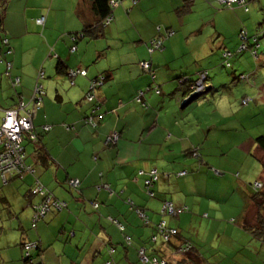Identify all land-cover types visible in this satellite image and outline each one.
Listing matches in <instances>:
<instances>
[{
	"label": "crops",
	"instance_id": "0c3cea01",
	"mask_svg": "<svg viewBox=\"0 0 264 264\" xmlns=\"http://www.w3.org/2000/svg\"><path fill=\"white\" fill-rule=\"evenodd\" d=\"M193 1L137 0L132 4L122 0L111 22L98 27L96 37L88 29L86 37L73 43L74 33L96 25L99 17L92 0H4L0 9V120L4 108L18 99L27 102L42 69L44 95L33 124L49 160L43 165L28 144L25 161L34 166L36 179L64 200L66 207L47 213L31 229V204L39 198L26 196V191L35 182L34 175L12 179L4 186L0 182V196L6 198L0 201V264H22L20 244L27 240L39 242L43 264H103L108 246L114 248L115 264H143L136 256L137 246H143L148 255L167 258L170 264H208L203 249L221 247L222 251L217 248L218 264H241L248 245L240 244L239 230L232 223L245 230L247 215L253 224L252 182L242 176L252 167L257 177V160L248 151L253 149L259 158L258 147L253 139L247 147L246 135L236 130L239 122L233 118L234 111L227 100L220 103L215 93L209 97L216 106L205 96L180 107L190 82L198 79L199 72H208L212 50L223 44L211 37L198 40L190 31L191 19L186 14L190 11L182 13L180 7L188 4L190 8ZM39 16H44L42 25L35 21ZM157 25L174 31L151 56L156 81L164 90L145 92L142 105L134 101V95L151 81L138 61L149 58L146 42L156 35ZM262 55L264 51L258 60H264ZM75 67L85 68L86 75L75 77L70 85L65 73ZM101 73L105 82L98 98L103 117L91 128L82 121L90 111L84 94L88 79ZM15 77L19 81L13 85ZM211 78L208 73L209 90L214 84ZM259 113L264 116V110ZM44 125L50 128L43 132ZM112 129L120 132V138L114 146H104V134ZM194 149L198 155L192 154ZM152 168L159 178L153 184L154 196L148 197L144 175L138 173ZM238 169L240 177H235L232 173ZM69 178L78 179L79 186H69ZM258 181L264 183V166ZM233 185L247 197L244 209L234 204L233 196L231 203L226 197ZM164 201L183 211L160 215ZM134 205L143 210L146 220ZM160 219L179 231L170 243L149 240ZM124 234L131 237L130 245H125ZM230 236H234L232 243ZM184 239L193 248L176 255L173 246Z\"/></svg>",
	"mask_w": 264,
	"mask_h": 264
},
{
	"label": "trees",
	"instance_id": "16d2710c",
	"mask_svg": "<svg viewBox=\"0 0 264 264\" xmlns=\"http://www.w3.org/2000/svg\"><path fill=\"white\" fill-rule=\"evenodd\" d=\"M109 1L110 0H92V9L95 12V14L98 15V17H99L98 20L96 21V25L94 28H92V25H91V27H86L83 31H80V32H83L81 36L77 35L76 34L77 32L74 33L73 36L71 37V40L73 43H75V41L78 38L81 39L82 37H86L85 32L88 29H91L90 31H92V35L96 37L100 33L98 27L105 26L111 22V20L113 18V10L122 3V0H118L116 5H114V6H111L109 4ZM239 1H241V2L234 1V2H231L229 5L237 3V6L242 7L244 10H247V7L245 5V1L244 0H239ZM3 2H4V0H0V4H1L0 9L3 6ZM136 2H137V0H131L132 4H135ZM222 5H226V4L222 3ZM188 9H189L188 4L187 5L185 4V5L180 7V12L186 13L189 11ZM38 18H42L44 20V16H39ZM38 18H36L35 21ZM43 22L44 21H42V22L36 21V23L39 25H42ZM173 33H174L173 29L157 25L156 26V35L151 37L146 42V51L149 54V58L139 60L138 65L141 69V72L147 74L149 77V80L151 82L145 88L137 90V92L133 98L135 102L140 103L142 105H145V102L143 100V95L147 91H153V93H155V94L163 93L164 89L156 81V74H155V70L153 68L151 56L154 52L160 51L162 49L164 38L170 34H173ZM241 33L242 32H240V36H241ZM243 35H246V34L243 33ZM246 39H247V37H246ZM2 41H3V38L1 39V42ZM156 42H160L159 47H154ZM242 42H244L245 48L242 50H239V47L242 44ZM249 48H250L251 54H255V55L257 54L259 56V54L262 53L261 50L258 53V50L260 48V43H259V37L257 35L253 36V40H251L250 43H249V41H247V43H246L245 40L241 41L240 44L235 48V50L233 52L237 53L239 51H243V50H246ZM261 48H263V47L261 46ZM226 52H229L230 55L225 56ZM233 52H231V51H223L222 52V58H223V61L225 60V66L226 67L229 64L227 59H228V57L232 56ZM142 62H148L149 63V66L147 69H144L140 66V64ZM70 69H76V67L70 68ZM82 69H85V68H82ZM4 74L8 75V76L10 75L7 70H4ZM65 74L69 80L70 85H72L74 83L75 77L86 75V70H85V74H75V75L70 76L67 71ZM198 74H199L198 78L202 75L204 78L203 80H205L208 76V72L206 70H203V71L199 72ZM43 77H41V78H43ZM40 79H39V81H40ZM12 81H13V79L11 80V82ZM176 81L179 82V80H177V79H176ZM104 82H105V76L102 73L96 75L95 77L88 79V86H87V90L84 94V99L86 102H88L90 104V111H89V114H87L83 117L82 121L86 126H89L91 128H95L103 117V111H101L102 100L100 98H98V93H99L101 86L104 84ZM191 82H193V81H191ZM191 82H190V85H191ZM42 88H43V85H42ZM33 90H34V87L32 89V95L27 100V102H24L22 99H20V100L18 99V101L14 105L7 107V108H4L2 110L3 115L1 117V120L4 116V110L5 109L15 108L20 103L23 104V106H24V109H22L20 111V114H24L26 111L32 112V109L34 108V101L32 99V97L34 95ZM189 92H190V90H189ZM189 92H188V94H189ZM43 95H44V90H43ZM43 95L41 96V99H40V103H39L40 105L37 106L36 110H38L41 107V100H42ZM90 95H91V98L89 99ZM19 98H21V97L19 96ZM241 100H242V103L249 102V101H247L246 97H242ZM244 100H246V101L243 102ZM36 110H35V112H36ZM33 117H32V128H31V130L30 131H22L21 132V141H20V146L22 148V153H23L22 162L25 165V167L26 166L28 167V169L25 171L22 170V171H18V172L15 171L14 169H11V172L12 171L13 172L12 173L9 172L10 174L8 172H5L4 176H2L1 170H0V182L2 183V186L7 185L12 179H21L22 180L23 177L26 176V174H32L35 177L34 166L32 164H27L25 161V157H26L25 145H28V144L32 145V147L34 149L33 152L37 155L38 160L43 165H46L48 163V160H49V158L47 156L48 154L46 153L43 145L41 144V135H40L41 133H40V131L36 130V127L33 124ZM1 120H0V123H1ZM49 128H50L49 125L41 126V130L43 132L47 131ZM111 132H116L118 134V137L115 140H113V138H110V140L107 141V139H106L107 135ZM33 134L35 137H32ZM119 138H120V132L119 131L114 130V129L108 130L104 134L103 145L109 146V147L114 146L117 143V141L119 140ZM254 141H255V144L258 147V149H260L261 152L264 154V134L256 136L254 138ZM192 154L198 155L199 154L198 149H194ZM258 159L261 162L262 166H264L263 160H261L260 158H258ZM151 171H154L153 174L156 175V179L151 180L150 186H147L145 181L147 179H150V177H151L150 172ZM138 174L144 175L143 190H144L145 194L148 197H153L154 196L153 184L159 178V174H158L157 169L152 168V169H149L148 171H142ZM237 174L238 173H236V175ZM70 179H76V178H69L67 180L68 184H69ZM255 182L259 183L260 185L255 186L254 185ZM255 182L251 184L252 192L249 196V199L251 200L252 204L254 205V208H256V213L254 216V223L253 224L250 223V219L247 218L246 217L247 215L245 214L246 216H245L244 223H246V224H244V228H245V231L250 235V237H252L254 239H258L259 241L260 240L264 241V183H262L261 181H258V180ZM79 184H80V182H79ZM79 184L77 186H79ZM37 186H40L41 190L40 191L38 190L37 192H33V189ZM69 186L75 187V188L77 187V186H72L70 184H69ZM41 191H43V192L41 193ZM27 195H29L30 197L37 196L39 198V201L37 203L31 204L32 214L30 216V224H29L31 229H35L37 227V224L43 220V218L46 216L47 213L53 212L55 210L59 211V210L66 207V202L64 200L56 198L54 196V194L49 190V188H47L42 182H40L38 179H36V177H35V182L33 181V183H31V185L29 186V189L26 191V196ZM5 199L6 198L4 196H0V201L3 202ZM42 203H47L48 210H46V212L43 216H41L37 219H34L35 218L34 215L36 214V212H38V209ZM93 203H95V202H91L92 207L95 208ZM134 209L137 210L138 213L141 214L143 219L147 218L146 215L144 213H142L143 210L141 208L135 206ZM177 210H178V212H176ZM181 211H183V208H177V209L174 208V211L172 213H169L168 211H166L164 209V207L162 205L161 210L159 211V214L162 216L167 215V214L175 216V215L179 214ZM230 221L233 222L234 220H230ZM160 223H164V225L159 226ZM161 227H163V228H161ZM122 229H123V227L121 228V230ZM172 229L175 230L173 233L170 232V230H172ZM166 232L168 233L167 238H165V236H164V234ZM178 233H179V231L177 228H174V227L167 225L166 221L164 219H160L157 223H155L154 230H153L152 234L150 235L149 240L152 241L153 243H156L157 241L164 243V244L170 243L171 238L175 237V236L177 237L179 235ZM124 236H125L124 237L125 245H130L132 243L131 237L128 234H124ZM20 245H21L20 260H21L22 264H43V260H42L41 253H40L41 252V246L37 240L23 241V242H21ZM192 248H193V245H192L191 241L188 239H184V241L182 243H180L179 245L173 246V250H174V253L176 255L188 254V252H190L192 250ZM113 249L114 248L112 246L107 247V256H106V260L104 261L103 264H115V262L112 258ZM142 249H144L143 246H137L135 248L136 256H137L139 262H141L143 264H157V263L164 261L166 264H170V262H169V260H167V258L160 257V256H157L154 254L148 255L145 250L143 251V255L147 259H146V261H144L142 259L141 253H140V250H142ZM154 259L157 261H154Z\"/></svg>",
	"mask_w": 264,
	"mask_h": 264
},
{
	"label": "rangeland",
	"instance_id": "374dc122",
	"mask_svg": "<svg viewBox=\"0 0 264 264\" xmlns=\"http://www.w3.org/2000/svg\"><path fill=\"white\" fill-rule=\"evenodd\" d=\"M247 10L237 6V3L229 5H222L221 0H196L193 1V5L188 9L190 12L186 13L191 19V32L197 34L198 40L205 37H211L216 42H223L220 48H214L211 52V56L208 61L211 63V67L207 65L209 76L214 79L213 89H210V85L206 83V79L202 75L197 79L199 86L201 87L199 98L208 96L209 101L213 106L215 100L209 97L215 93L220 103L229 105V109L234 111L233 117L239 123V128L236 129L239 133H244L247 137V147L253 144L252 139L258 135L264 134V116L259 111L264 110V101L261 99L264 90V60H258V55L251 54L250 48L234 53V49L240 44L242 39L240 38V32L245 33L246 43L253 40V36L259 37L260 50L264 51V0H244ZM187 10V11H188ZM216 27L218 28L217 32ZM219 34L218 37L216 35ZM197 40V39H195ZM261 46L263 48H261ZM231 49V50H228ZM231 51L232 56L228 57V66H225V60L223 61L222 52ZM264 59V55H262ZM209 81V80H208ZM194 82V81H193ZM209 86L208 91L205 92V87ZM216 88V90H214ZM259 95L260 99H257ZM242 97H246V103H242ZM196 99V100H197ZM221 110H226V105L221 106ZM259 114V116H258ZM244 122V123H243ZM239 135V134H238ZM237 135V136H238ZM236 136V138H237ZM253 137V138H252ZM235 138V141L238 140ZM250 139V140H249ZM244 140V141H246ZM255 143V141H254ZM257 156L263 160L264 154L257 148ZM249 155L257 160L256 170L257 177L253 174L252 167L247 168V176H242V180L248 179L254 183L260 179V174L263 166L258 158L254 157L253 149L248 151ZM256 154V153H255ZM249 159V158H248ZM251 160V159H250ZM253 163V161H251ZM249 169V170H248ZM234 171L232 175L240 177L239 173ZM239 175V176H238ZM257 178V180H254ZM233 196L235 198L234 204L244 209L247 205V197L239 192L235 185L231 186L226 197L230 203ZM252 222L254 223V216L256 208H251ZM228 222L227 219L223 221L224 224ZM238 228L239 242L246 243L245 249H243L242 264H264V242L257 241L250 237V235L241 227H238L237 223H232ZM234 236L229 237V241L232 243ZM218 248V247H217ZM209 248L205 247L203 251L208 256V264H218L217 261L220 257H216L219 251L223 248ZM233 248H230V251ZM228 251V250H227ZM217 254V255H216Z\"/></svg>",
	"mask_w": 264,
	"mask_h": 264
},
{
	"label": "built area",
	"instance_id": "2783aa9c",
	"mask_svg": "<svg viewBox=\"0 0 264 264\" xmlns=\"http://www.w3.org/2000/svg\"><path fill=\"white\" fill-rule=\"evenodd\" d=\"M241 2L239 0H221L222 3L224 4H230L231 2ZM118 2V0H110L109 4L111 6L116 5V3ZM37 22H42L43 19L42 18H38L36 20ZM79 36H81V34H79ZM241 39L242 41H244L246 39L245 35H243L241 33ZM5 41V40H3ZM160 42H156L154 47H159ZM75 47L74 45L71 46V50H73ZM245 48V44L244 42H242V44L239 47V50H242ZM229 52L225 53V56H229ZM10 66V64H8V67ZM140 66L144 69H147L149 66L148 62H142L140 64ZM68 74L71 75H75V74H85V69L82 68H76V69H69L68 70ZM43 77V71L42 69L39 70L37 78L38 80L35 82L34 85V95L32 97L33 101H34V108L32 109V112L30 111H26L24 114H20V111L22 109H24L23 104H19L17 107L15 108H8L4 110V116L1 120L0 123V170H1V174L2 176H4L5 172H11V169H14L15 171H25L28 169V167L26 168L25 165L23 164L22 160H23V153H22V148L20 146V141H21V132L22 131H30L32 128V117L35 113V110L37 109V106H39L40 104V99L41 96L43 95V88L42 85L39 81V79ZM203 77V76H202ZM19 81L18 77H15L13 79V85L17 84ZM192 88H195L196 90L200 91L201 87L199 86V82L196 80L194 82V84L191 85ZM91 98V95L89 96V99ZM246 100H244L243 102H245ZM36 105V106H35ZM32 137H35L34 134L32 135ZM118 137V134L116 132H111L107 135V141L110 140V138H113V140H115ZM13 172V171H12ZM11 172V173H12ZM142 172V171H141ZM154 171L150 172V179H147L145 181L147 186H150L151 180H155L156 179V175L153 174ZM10 174V173H9ZM69 184L72 186H77L79 184L78 179H70ZM255 186H259L260 184L255 182L254 183ZM105 187L106 184L104 185ZM41 190L40 186H37L33 189V192H37V191ZM43 191H41L42 193ZM48 200V199H47ZM94 206L96 207L97 204L93 203ZM163 207L166 211H168L169 213H172L174 211L173 206L168 203L165 202L163 204ZM46 210H48V206L47 203H42L41 206L38 209V212H36V214L34 215V219H37L41 216H43L46 212ZM178 212V210L176 211ZM164 225V223H160L159 226ZM163 228V227H161ZM160 228V229H161ZM175 230H170L171 233H173ZM165 238H167L168 233L166 232L164 234ZM28 247V246H27ZM142 259L144 261H146V257L143 255V250H140ZM154 261H157L154 259ZM157 264H166L164 261L157 263Z\"/></svg>",
	"mask_w": 264,
	"mask_h": 264
},
{
	"label": "water",
	"instance_id": "95a60500",
	"mask_svg": "<svg viewBox=\"0 0 264 264\" xmlns=\"http://www.w3.org/2000/svg\"><path fill=\"white\" fill-rule=\"evenodd\" d=\"M208 89H209V86H206L205 89H204L205 92L208 91ZM200 94H201V92L194 90L186 98L181 100L180 107L181 108L186 107L188 104H190L191 102L196 100L199 97Z\"/></svg>",
	"mask_w": 264,
	"mask_h": 264
},
{
	"label": "clouds",
	"instance_id": "9594fccd",
	"mask_svg": "<svg viewBox=\"0 0 264 264\" xmlns=\"http://www.w3.org/2000/svg\"><path fill=\"white\" fill-rule=\"evenodd\" d=\"M82 33H83V32H80V33L77 32V35H79V34L82 35ZM68 70H69V69H68ZM68 70H67V72H68ZM195 81H196V80H195ZM195 81H194V82H195ZM194 82H192L191 85L194 84ZM12 83H13V81H12ZM17 84H18V83H17ZM15 85H16V84H15ZM34 85H35V84H34ZM191 85L189 86V90H190L189 94H190L191 92H193L194 90H196L195 88H192ZM196 91H198V90H196ZM199 92H200V91H199ZM189 94H188V95H189ZM188 95H187V96H188ZM187 96H186V97H187ZM186 97H183V99L186 98ZM193 151H194V150H193ZM181 173H183V172H181ZM181 173H180V174H181ZM165 202H167V201H164L163 204H164ZM95 203H96V202H95ZM168 203H169V202H168ZM96 204H97V203H96ZM97 205H98V204H97ZM96 207H97V206H96ZM96 207H95V208H96ZM173 208H174V207H173ZM176 209H177V208H176ZM117 224H118V223H117ZM142 250L144 251V249H142Z\"/></svg>",
	"mask_w": 264,
	"mask_h": 264
}]
</instances>
